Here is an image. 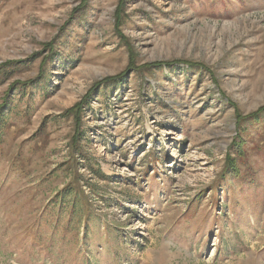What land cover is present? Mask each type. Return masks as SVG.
Returning <instances> with one entry per match:
<instances>
[{"label":"rangeland","instance_id":"rangeland-1","mask_svg":"<svg viewBox=\"0 0 264 264\" xmlns=\"http://www.w3.org/2000/svg\"><path fill=\"white\" fill-rule=\"evenodd\" d=\"M0 264H264V0H0Z\"/></svg>","mask_w":264,"mask_h":264},{"label":"trees","instance_id":"trees-1","mask_svg":"<svg viewBox=\"0 0 264 264\" xmlns=\"http://www.w3.org/2000/svg\"><path fill=\"white\" fill-rule=\"evenodd\" d=\"M72 193V191H69V192H66L65 195H63V197H67V196H70Z\"/></svg>","mask_w":264,"mask_h":264}]
</instances>
